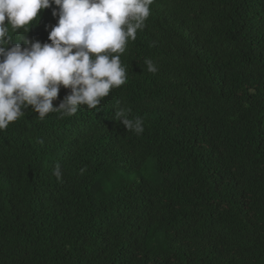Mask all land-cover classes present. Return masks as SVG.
<instances>
[{
	"label": "trees",
	"instance_id": "16d2710c",
	"mask_svg": "<svg viewBox=\"0 0 264 264\" xmlns=\"http://www.w3.org/2000/svg\"><path fill=\"white\" fill-rule=\"evenodd\" d=\"M120 60L96 109L0 131V264H264V0H154Z\"/></svg>",
	"mask_w": 264,
	"mask_h": 264
},
{
	"label": "clouds",
	"instance_id": "9594fccd",
	"mask_svg": "<svg viewBox=\"0 0 264 264\" xmlns=\"http://www.w3.org/2000/svg\"><path fill=\"white\" fill-rule=\"evenodd\" d=\"M154 0H0V131L17 121L23 109L44 119L49 113L61 118L77 113L79 106L96 109L114 88L126 82L120 55L128 42L145 27ZM52 5L58 21L48 33L50 43L14 34L29 32L38 13ZM147 71L157 67L146 60ZM61 87L69 89L58 106ZM130 109L121 108L114 118L127 131L142 134L144 121L129 118ZM86 168H81L83 174ZM62 181L59 164L53 169Z\"/></svg>",
	"mask_w": 264,
	"mask_h": 264
}]
</instances>
